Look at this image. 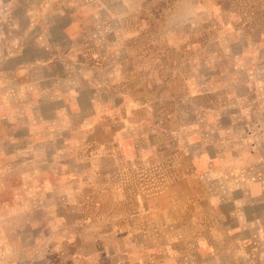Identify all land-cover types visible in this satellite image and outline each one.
Here are the masks:
<instances>
[{
  "label": "crops",
  "instance_id": "0c3cea01",
  "mask_svg": "<svg viewBox=\"0 0 264 264\" xmlns=\"http://www.w3.org/2000/svg\"><path fill=\"white\" fill-rule=\"evenodd\" d=\"M120 4L124 7L119 11L104 14H95L90 7L87 14L58 13L56 18L52 16L54 22L26 33L37 37L38 45L9 46L7 50L19 57L14 80L23 86L16 97L19 93L28 95L31 86L35 89L32 101L63 102L61 109L30 107L26 114L47 124L59 123L61 117L66 118L65 123L74 118L80 125L81 149L101 154L102 159L89 158L88 172L79 169L75 179L80 183L73 190L79 196L93 194V205L99 201L97 194H105V234L119 236L110 237L113 246L106 244L111 264H264V186L250 180L257 170L262 171L264 180V91L257 90L258 84L264 85V76L255 71L264 67V56H260L264 54V27L245 28L248 33L244 34L257 37L249 41L252 56L247 66L242 60L233 66L248 68V79L234 78L236 85L246 87L245 92L226 93L224 103H219L215 92L204 87L195 96L200 102L197 107L181 111L173 108L176 92H157L153 97L147 93L150 86L176 83L177 63L161 58V46L130 45L128 37L133 35H129L130 14L125 11L128 2ZM97 17L117 22L115 28L106 25L111 31L105 50L116 59L106 71L112 70L103 90L96 88L100 85L97 79L102 78L94 75L96 67L85 72L82 60L70 55L77 52L71 44L85 35L83 22H96ZM137 33L135 40L144 41L142 32ZM54 36L62 37L66 48L61 49L63 44L55 48ZM114 38L119 42L114 43ZM91 44L93 47L84 51L98 49L93 41ZM188 44H192L191 39ZM38 51L41 54L35 57H20ZM55 52L65 55L50 60L49 54ZM132 52L142 54L138 58L143 61L152 53L153 61L147 66L138 59L136 64H125ZM185 64L193 69L192 62ZM201 79L209 83L208 78ZM183 81L187 82V100L192 98L193 88L189 89L188 77ZM101 91L103 98L98 95ZM100 101H104L102 107ZM247 133L249 138L244 135ZM100 180L104 181L103 191L97 183ZM89 214L95 213L90 210ZM97 220L80 227L94 231L81 247L93 255L96 246L100 250L105 235L92 224Z\"/></svg>",
  "mask_w": 264,
  "mask_h": 264
},
{
  "label": "rangeland",
  "instance_id": "374dc122",
  "mask_svg": "<svg viewBox=\"0 0 264 264\" xmlns=\"http://www.w3.org/2000/svg\"><path fill=\"white\" fill-rule=\"evenodd\" d=\"M116 1L0 0V264H111L106 257V244L110 247V237H119L109 235L110 232L105 234L108 231L105 229V194H97L99 201L93 205V194L79 196L76 189L73 190L80 183L75 179L79 169L89 171V158L102 159L99 153L91 155L85 152L87 148L81 149L80 125L74 122V118H69L70 121L65 123L66 118L61 117L59 123L54 121L47 124L46 121H40L39 117L28 116L26 112L30 111V107L43 111L63 107L61 101H32L35 89L31 86L28 95L19 93L16 97L15 93L23 88L14 80V66L19 64V57L7 49L25 43L38 45L37 37L26 34L29 30L54 22L52 16L56 18L58 13L78 11L87 14L90 7L93 13L104 14L107 11H119L124 7L120 2L127 1L125 11L130 14L129 35H133L128 37L130 45L134 48L153 44L161 46V58L177 63L174 68V72L177 70L179 73L176 83L150 86L147 92L150 96L157 95V92L163 94L174 91L178 97L173 108L183 111L187 107H197L200 102L195 100V96L204 87L215 92L213 95L216 94L219 103H224L226 93L245 92L246 87L236 85L234 78L248 79V68L238 70L233 66L235 63L236 66L240 65L237 60L245 62V66L249 64V41L257 37L244 32L248 33L245 28L249 25L253 28L264 27V0ZM44 14L51 16L46 18ZM83 23L85 35L76 38V44H71L77 52L70 55L82 60L85 72H92L93 67H96L94 75L102 76L97 79L100 85L96 88L103 90L106 83L110 82L107 77L112 70L106 71L112 67L111 61L116 59L115 54L106 53L105 50L104 42L111 31L106 25L115 28L117 22H105L103 18L97 17L96 22L85 20ZM140 31L144 41L135 40V35ZM191 33L193 36L190 37ZM118 39L114 38L113 42H119ZM190 39L192 44L186 46L185 43ZM51 40L55 48L64 43L62 37L54 36ZM92 41L98 49L94 52L84 51L93 47ZM244 45V50L239 52L238 49ZM63 48H66L64 44ZM36 53L20 57L26 59L30 55L35 57L41 54L39 51ZM42 55L47 56L45 53ZM64 55L65 52H55L49 54V58L52 60L53 57ZM138 55L136 52L129 53L125 64L138 59L139 64L144 62L147 66L153 61L152 53L146 54L144 61H140ZM186 61L193 63V69L188 65L186 67ZM255 71L257 76H264V67ZM185 77L189 79V89L193 88L192 98L188 97L187 100L185 95L188 88H184L187 82L183 81ZM201 78H208L209 83H203ZM257 90L264 91V85L258 84ZM101 92L103 94L98 95L103 98L104 92ZM99 103L102 107L104 101ZM244 135L249 138V133ZM261 173V170H257L250 180L259 181L264 186ZM103 182H97L102 191ZM219 184L224 186V182ZM90 210L95 213L91 218ZM96 218L99 221L92 224H97L100 235H105H102L100 250L96 246L93 255L88 248L83 250L81 247L84 239H91L90 233L94 231L80 227H88L90 220ZM257 264H262V261Z\"/></svg>",
  "mask_w": 264,
  "mask_h": 264
}]
</instances>
